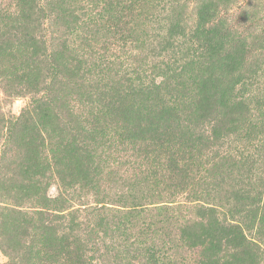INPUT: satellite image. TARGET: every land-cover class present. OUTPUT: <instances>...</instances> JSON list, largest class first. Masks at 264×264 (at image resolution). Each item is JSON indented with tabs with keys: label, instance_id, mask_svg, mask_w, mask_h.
<instances>
[{
	"label": "trees",
	"instance_id": "1",
	"mask_svg": "<svg viewBox=\"0 0 264 264\" xmlns=\"http://www.w3.org/2000/svg\"><path fill=\"white\" fill-rule=\"evenodd\" d=\"M82 1L59 4L75 32L87 17ZM146 1L151 10L161 4L169 13L174 10L169 0ZM12 3L0 4V63H7L13 81L28 87L29 103L11 119L0 111V132L7 128L6 136L22 155L11 189L16 192L15 205L23 201L34 205L24 212L29 219L20 226L27 234L35 221L39 230L37 245L29 248L36 259L33 264H54V250L71 244L74 264H94L82 257L78 236L70 241L71 231L57 234L68 216L63 210L82 191L102 193L97 210L109 212V225L101 231L106 234L113 228L129 239L128 224L142 207L107 206L106 194L98 189L102 179L115 181L110 163L119 161V152L125 153L128 146L137 157L148 161L153 155L163 164L159 178L168 186L181 188L197 178L195 199L212 201L207 213L213 234L209 232L206 241H194L202 247L197 264H264V172L259 176L251 172L257 163L264 164V93L254 95L246 74V40L216 22V0L203 1L191 24L183 18H163L168 24L161 27L156 41L163 47L153 59L129 52L125 44L120 45L123 55L100 50L88 60L67 40L54 49L45 38V14L54 6L42 0ZM140 7L141 0H105L92 16L94 28L86 26V31L95 35L102 21L121 30L122 19L132 23L129 14ZM89 35L81 36L88 48L93 41ZM2 86L8 87L3 82ZM249 100L260 107L258 116H251ZM76 103L85 107L84 117L75 112ZM54 127L69 134L61 151L54 150L51 142ZM227 140L232 152L226 150L216 161V147L229 144ZM54 162L60 165L58 177L70 193L48 194L51 183L46 172ZM216 195L225 199L233 220L219 223L217 235ZM86 232L92 236L95 227ZM119 247L118 255L141 256L144 264H165L133 240Z\"/></svg>",
	"mask_w": 264,
	"mask_h": 264
},
{
	"label": "rangeland",
	"instance_id": "2",
	"mask_svg": "<svg viewBox=\"0 0 264 264\" xmlns=\"http://www.w3.org/2000/svg\"><path fill=\"white\" fill-rule=\"evenodd\" d=\"M62 1L42 0V3H47L49 7L54 6V11H48L45 14V38L54 49L61 41L67 40L75 45L88 60L91 57L95 58L100 50L107 51L109 55L113 53L123 55L120 45L125 44L128 49H131L129 52L140 53L141 56L153 59L159 48L163 47L157 46L156 41L161 27L168 24L167 19L183 18L186 24H191L190 20L196 18L197 11L205 0H169L174 8L171 13H169L168 6L166 8L164 4L151 10L147 7V1L141 0V7L129 14L132 23H127V18L124 17L125 19H122V23L118 25L121 30L114 31L115 28L111 22L102 21L97 26L100 30L95 35H89L86 26H89L90 29L94 28L92 16L105 0L82 1L81 4L87 7V17L78 23L79 31L76 32L70 19L60 13L59 4ZM12 2L13 0H0L2 6H9L13 4ZM176 12L177 15H174ZM165 17L166 20L163 19ZM216 22L225 23L229 29L237 31L239 36L246 40V74L255 88L253 89L254 95L263 94L264 0H216ZM82 35H89L88 37L93 40L90 48L82 42ZM127 48L125 49L127 50ZM127 61L128 59H126ZM2 82L8 85L5 90ZM28 90V87L22 82H15L11 79L7 63H0V111L6 118L11 119L17 116L28 105ZM248 105L251 116H258L260 107L252 100H249ZM75 106V112L84 117L85 107L81 103H76ZM6 135L7 128L5 127L0 132V264H33L36 259L31 256L29 248L37 245L39 230L36 229L35 221L30 223L27 234L21 233L20 226L22 221L29 219V214L24 212L33 210L34 205L29 201L15 205L16 192L11 189V183L17 178L15 173L18 172V169L16 167L21 164L23 159L21 153L19 154L15 150L17 148L15 141L9 140ZM51 138L54 150L61 151L60 149L69 140V134L65 133V130L60 131L54 127ZM226 143L229 144H221L219 148L216 147V161L220 158V154H224L232 145V142L228 140ZM131 148L128 146L125 153L119 152V161L110 163L109 171H112L115 181L106 183L102 179L98 185L99 191L106 194L104 200L109 202L107 206L118 208L120 206L117 204L138 203V208L142 207L140 214L135 216L136 213H134L131 223L128 224L129 239L125 240V236L119 231H113V228L106 234L101 231L100 227L109 225L107 222L109 212L97 210L101 206L100 201L103 200L102 193L93 195L89 191H82L80 196L69 200L68 207L62 212L68 216L64 227L57 230L58 236L70 231V241L73 236H78L83 245L80 247L82 257L94 264H144L141 256L131 259L125 255H118L122 251L119 247L121 242L129 243L131 240L145 247L149 252L154 251L160 262L164 261L165 264H197L202 247L194 244V241H206L209 232L211 235L213 234L210 230L211 227L208 226L210 214L207 213V209L212 207V201L202 197L195 199L194 190L198 188L197 178L181 188L168 186L167 182L164 183L159 178L163 164H159L156 158L152 159L153 155L149 156L148 161L139 158ZM228 151L232 152V150ZM126 160L127 162H125ZM59 167L60 165L54 162V167L51 166V169L46 172L51 183L48 190L50 196H57L63 191L71 192L69 187L63 186L58 177ZM105 171H108V167L105 168ZM153 171H156V176L152 174ZM251 172L252 176L261 175L264 172V164L257 163ZM197 195L199 196V193ZM224 200V198L219 199L216 195V235L219 223L225 219L224 224L233 222L229 217ZM15 218L18 220L15 221ZM68 226L72 229L70 230ZM92 226L95 227V232L91 236L87 234L86 228ZM73 248L74 246L71 244L62 251H59L60 248L57 250L58 252L54 250V264H74L70 252V249Z\"/></svg>",
	"mask_w": 264,
	"mask_h": 264
}]
</instances>
